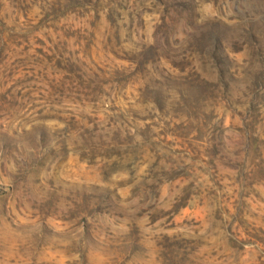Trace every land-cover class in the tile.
Segmentation results:
<instances>
[{"label":"rangeland","instance_id":"1","mask_svg":"<svg viewBox=\"0 0 264 264\" xmlns=\"http://www.w3.org/2000/svg\"><path fill=\"white\" fill-rule=\"evenodd\" d=\"M0 264H264V0H0Z\"/></svg>","mask_w":264,"mask_h":264}]
</instances>
